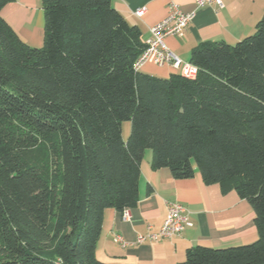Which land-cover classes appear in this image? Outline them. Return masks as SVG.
Wrapping results in <instances>:
<instances>
[{
    "label": "trees",
    "instance_id": "16d2710c",
    "mask_svg": "<svg viewBox=\"0 0 264 264\" xmlns=\"http://www.w3.org/2000/svg\"><path fill=\"white\" fill-rule=\"evenodd\" d=\"M42 8L40 47L0 14V264H136L95 251L104 211L137 205L146 149L153 170H197L254 213L253 242L176 264H264V11L235 43L195 45L194 76L160 77L135 67L146 42L112 0Z\"/></svg>",
    "mask_w": 264,
    "mask_h": 264
},
{
    "label": "crops",
    "instance_id": "0c3cea01",
    "mask_svg": "<svg viewBox=\"0 0 264 264\" xmlns=\"http://www.w3.org/2000/svg\"><path fill=\"white\" fill-rule=\"evenodd\" d=\"M171 3L178 4L185 12L194 11L192 21L182 33L164 37L165 46L182 64L189 63L191 49L201 41L235 43L252 33L264 9V0H223L221 8L196 7L195 0H112L128 22L140 28L144 42L150 37V27L168 15ZM142 7L145 11L138 17L135 11ZM0 14L28 45H42V0H12L1 8ZM139 69L160 77L178 71L169 63L156 64L152 58ZM150 157V153H144L138 182L139 200L128 210L129 219L124 220L122 212L115 209L104 211L95 251L98 259L108 263L176 264L185 258L190 246L227 247L256 240L252 208L235 191L224 192L217 184H204L197 170L193 177L180 179L174 178L168 168L153 170ZM173 202L186 207L189 225L171 238L138 242L139 234L159 230L166 219L168 205ZM116 235L123 238L125 245L115 241Z\"/></svg>",
    "mask_w": 264,
    "mask_h": 264
},
{
    "label": "built area",
    "instance_id": "2783aa9c",
    "mask_svg": "<svg viewBox=\"0 0 264 264\" xmlns=\"http://www.w3.org/2000/svg\"><path fill=\"white\" fill-rule=\"evenodd\" d=\"M196 7L215 5L223 7V0H195ZM145 11V7L137 9L135 14L140 17ZM194 11L185 12L178 4L171 3L168 15L158 24L150 27V37L146 41V48L138 57L135 67L140 66L149 58L156 64L169 63L175 69L181 71L186 76H194L195 68L189 63L182 64L181 59L170 51L164 44V37L167 35H177L182 33L186 26L192 21ZM124 220L129 219V211L122 213ZM186 225H189L188 211L184 205L173 202L168 205L167 216L163 224L156 233L139 234L138 242L146 239L155 240L157 238H171L180 233ZM115 241L125 245V241L120 235L115 236Z\"/></svg>",
    "mask_w": 264,
    "mask_h": 264
},
{
    "label": "rangeland",
    "instance_id": "374dc122",
    "mask_svg": "<svg viewBox=\"0 0 264 264\" xmlns=\"http://www.w3.org/2000/svg\"><path fill=\"white\" fill-rule=\"evenodd\" d=\"M263 11H264V9H263ZM129 131H130V121H123L122 122V136H123L124 139H127ZM145 152H148V153L151 154V150L150 149H146Z\"/></svg>",
    "mask_w": 264,
    "mask_h": 264
}]
</instances>
